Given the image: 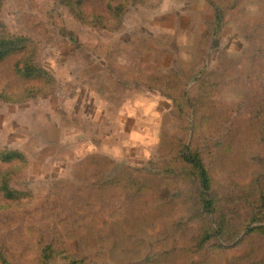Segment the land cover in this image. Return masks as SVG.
I'll return each instance as SVG.
<instances>
[{
    "label": "rangeland",
    "instance_id": "rangeland-1",
    "mask_svg": "<svg viewBox=\"0 0 264 264\" xmlns=\"http://www.w3.org/2000/svg\"><path fill=\"white\" fill-rule=\"evenodd\" d=\"M108 20L0 0L6 32L54 80L0 101V150L27 160L11 182L25 197L0 194V264H40L49 245L48 264H264V234L248 232L264 226V0H130ZM185 143L209 172L213 214L176 161Z\"/></svg>",
    "mask_w": 264,
    "mask_h": 264
},
{
    "label": "trees",
    "instance_id": "trees-1",
    "mask_svg": "<svg viewBox=\"0 0 264 264\" xmlns=\"http://www.w3.org/2000/svg\"><path fill=\"white\" fill-rule=\"evenodd\" d=\"M60 3L68 9L73 18L83 25L91 26L93 29L99 28L103 22L114 21L115 23L122 17V14L129 8L130 0H107L105 8L101 11L88 12L89 0H59ZM122 1V2H121ZM141 3L146 0H131ZM99 2H104L101 0ZM96 3V2H95ZM103 7V6H102ZM108 10L105 15L103 10ZM33 43L24 37L17 35H9L5 27L0 23V67L4 69L3 77H0V101L9 104H23L31 99H35L45 94V90L52 86L54 80L36 63V50ZM168 81L167 79H164ZM155 81L162 86L165 81L152 79L148 89L155 90ZM153 85V86H152ZM187 94L182 93L180 98H186ZM182 98V99H183ZM193 102L186 100L189 105H198L199 100ZM176 103V100H173ZM175 160V159H174ZM180 160L182 166H189L187 170L183 168L182 173L189 174L199 186V198L202 202V210L208 214L215 212L214 198L211 195L212 182L208 170L204 162L197 152H193L190 145L183 144L182 148L177 152L176 161ZM27 166V160L20 151L0 150V194L11 201H21L25 194L12 189V178L19 172L23 171ZM171 163L165 167L166 173L173 172ZM126 183L132 184L125 180ZM264 191L259 194V201L263 202L264 207ZM226 228V224L213 223L210 233L217 237ZM264 234V226L256 227L249 233L260 232ZM207 233V232H206ZM205 233V234H206ZM202 240L205 244L209 240V236ZM52 246H46L42 250L40 264H48L53 256ZM70 264H74V260H70ZM194 264H199L195 262Z\"/></svg>",
    "mask_w": 264,
    "mask_h": 264
}]
</instances>
